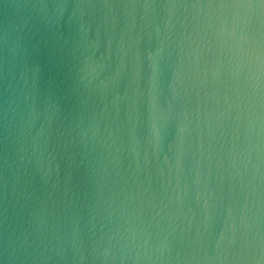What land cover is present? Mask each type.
Wrapping results in <instances>:
<instances>
[{
    "label": "water",
    "instance_id": "obj_1",
    "mask_svg": "<svg viewBox=\"0 0 264 264\" xmlns=\"http://www.w3.org/2000/svg\"><path fill=\"white\" fill-rule=\"evenodd\" d=\"M0 264H264V0H0Z\"/></svg>",
    "mask_w": 264,
    "mask_h": 264
}]
</instances>
